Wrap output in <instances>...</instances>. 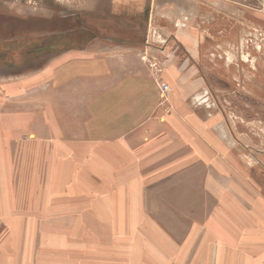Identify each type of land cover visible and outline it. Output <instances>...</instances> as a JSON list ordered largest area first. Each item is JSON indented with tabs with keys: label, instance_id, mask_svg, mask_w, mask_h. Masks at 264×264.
<instances>
[{
	"label": "crops",
	"instance_id": "1",
	"mask_svg": "<svg viewBox=\"0 0 264 264\" xmlns=\"http://www.w3.org/2000/svg\"><path fill=\"white\" fill-rule=\"evenodd\" d=\"M93 1L85 13L97 18L98 41H69L63 56L87 47L97 51L101 43L147 48L145 37L156 33L166 44L149 48L163 59L150 60L161 61L168 75L184 65L182 80L200 83L209 96L215 74L199 66L213 64L219 81L248 82L251 96L258 89L264 94L261 0ZM78 17L82 22L83 13ZM93 59L86 72L120 81L119 87L59 88V104L43 91L41 103L34 96L23 108L16 102L23 82L2 90L13 104L0 103V220L25 207L44 226H61L43 234L44 264H264V154L230 135L219 102L212 125L221 138L176 116L139 140L135 132L157 103V94L145 89L147 81L153 85L145 63L121 60L115 71L108 59ZM75 61L58 63L64 82L85 76L69 66ZM193 66L197 74L190 72ZM50 69L36 77L46 78ZM22 193L25 199H18ZM13 219L8 222L18 223ZM67 224L109 227L92 233L93 240L66 232ZM1 257L0 264H18L13 255Z\"/></svg>",
	"mask_w": 264,
	"mask_h": 264
},
{
	"label": "rangeland",
	"instance_id": "2",
	"mask_svg": "<svg viewBox=\"0 0 264 264\" xmlns=\"http://www.w3.org/2000/svg\"><path fill=\"white\" fill-rule=\"evenodd\" d=\"M92 3L101 6L106 2L105 0H98ZM89 8V0H0V50L5 51L1 57H7L11 61L9 64L0 65V103L2 105L10 107L13 104L9 101L6 92L2 90L4 88L9 90L11 83L17 81L23 82L18 87L20 95L16 97V102L21 106L20 108L31 105L34 96V100L41 103L43 100L41 92L43 91L48 94L49 90L51 102L59 104L57 98L59 88L73 89L81 85L84 88H91L93 91H101L106 88L111 89L113 85L119 87L120 81L96 80L91 73L93 71L86 72L93 68L90 62L91 58H97L103 62L108 59L109 64L113 63V68L117 71L116 66L121 63V60H125V63L131 65L134 64L135 62H131L134 59L131 56H134L136 58L134 60L140 66H142L140 62L145 63V71L150 74L149 77L153 82L152 86L150 82H146L147 93L157 94V103L150 117L144 122L145 125L144 123L141 124V128L135 132L139 140L150 137L154 133L153 131L157 129L158 124L165 120H172L176 116L201 125L202 128L200 129L209 130L210 136L218 138L219 135L221 138V133L217 132L218 129L212 125L219 119L218 113L214 112L213 104L219 102L223 110V117L220 116L229 127L230 135L247 140L255 151L264 154V94L260 93L262 90L258 89V96L255 97L249 94L248 82H241L240 86L239 83L233 81H219L215 71L217 66L213 64L199 66L204 71L211 70L210 72L215 74L211 75V84L215 93L209 96L205 90H202L203 87L200 83L197 85L193 81L182 80L183 72H188L184 65L177 66L176 74L171 75L169 73L168 75L166 73L168 70L161 61L150 60L152 57L163 59V55H158L153 48H149L150 44L153 46L166 44V40L163 41L162 37L156 33L153 36L150 33L147 34L145 37L148 44L147 48L141 46L138 50L118 46L107 49L108 46L101 43L102 49L99 48L97 51L87 47L80 54H77L79 56H74L72 53L63 56L62 47L51 48L63 40L66 42L76 40L83 44L86 41L96 40L98 33L96 30L99 25L96 26L95 24L97 18H90L89 13H85L90 12ZM80 12L83 13L82 22L78 17ZM80 25L83 27V31L79 34H73L71 30ZM100 27L106 29L105 24L100 25ZM135 37H137V33ZM139 37L141 41L143 35ZM11 46L16 47L10 49ZM125 52H127L126 57ZM137 52H139V56L136 55ZM140 52H143V55ZM177 53H181V51L177 49ZM74 60H76L75 63L69 66L82 69L86 74L79 81L67 79L64 82L62 79L64 72L59 71L58 63L63 64L65 62L67 64L69 61L74 62ZM196 67L193 66L190 72L197 74ZM49 68L51 69L46 78L39 79L36 77ZM104 70V66L97 67L98 72H105ZM116 76L113 75L112 77ZM28 78L32 79L28 81L29 84L27 85ZM133 122L137 123L138 119H134ZM226 142L224 140V143ZM227 145L231 148L233 146L229 143ZM211 150L213 149L211 148ZM22 172L23 170H21ZM26 195V193L18 194V199H25ZM11 214L12 218L7 216L0 220V254L15 256L18 264H44L41 253L44 248L42 240L46 234H43L48 232L51 234L61 226H44L40 223V216L29 214L25 207H19ZM15 217L18 218V223L8 222L15 220L13 219ZM27 217L34 220L29 224L23 223L22 220H26ZM79 227L72 224L63 226L66 232L85 233L87 238L93 240L95 237L92 233L106 232L104 229L109 226L81 224ZM85 242L91 243L90 241ZM0 260L3 261L4 258L1 257ZM62 264L71 263L68 260H62Z\"/></svg>",
	"mask_w": 264,
	"mask_h": 264
},
{
	"label": "flooded vegetation",
	"instance_id": "3",
	"mask_svg": "<svg viewBox=\"0 0 264 264\" xmlns=\"http://www.w3.org/2000/svg\"><path fill=\"white\" fill-rule=\"evenodd\" d=\"M73 33V32H72ZM75 34V33H73ZM67 42H65V40H63V42H59V44H54L53 46H51V48H60L62 46H65ZM17 46V45H16ZM16 46H11L10 49H14ZM5 53V51L3 49L0 50V65H3V64H9L11 61L9 59H7V57H4L3 58L1 57L3 54ZM2 54V55H1Z\"/></svg>",
	"mask_w": 264,
	"mask_h": 264
},
{
	"label": "built area",
	"instance_id": "4",
	"mask_svg": "<svg viewBox=\"0 0 264 264\" xmlns=\"http://www.w3.org/2000/svg\"><path fill=\"white\" fill-rule=\"evenodd\" d=\"M260 6H261V8L264 10V0H261V2H260Z\"/></svg>",
	"mask_w": 264,
	"mask_h": 264
}]
</instances>
